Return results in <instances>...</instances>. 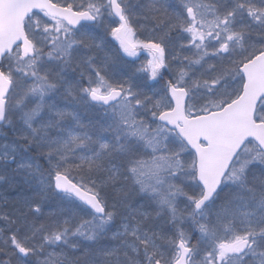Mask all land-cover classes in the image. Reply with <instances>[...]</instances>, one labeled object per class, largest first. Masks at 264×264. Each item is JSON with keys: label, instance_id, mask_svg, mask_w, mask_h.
<instances>
[{"label": "snow or ice", "instance_id": "snow-or-ice-1", "mask_svg": "<svg viewBox=\"0 0 264 264\" xmlns=\"http://www.w3.org/2000/svg\"><path fill=\"white\" fill-rule=\"evenodd\" d=\"M0 264H264V0H0Z\"/></svg>", "mask_w": 264, "mask_h": 264}]
</instances>
